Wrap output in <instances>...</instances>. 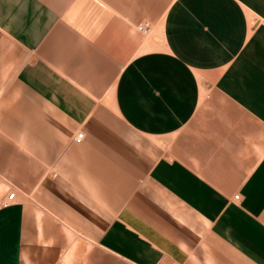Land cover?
Masks as SVG:
<instances>
[{
    "label": "crops",
    "instance_id": "1",
    "mask_svg": "<svg viewBox=\"0 0 264 264\" xmlns=\"http://www.w3.org/2000/svg\"><path fill=\"white\" fill-rule=\"evenodd\" d=\"M0 264H264V0H0Z\"/></svg>",
    "mask_w": 264,
    "mask_h": 264
},
{
    "label": "built area",
    "instance_id": "2",
    "mask_svg": "<svg viewBox=\"0 0 264 264\" xmlns=\"http://www.w3.org/2000/svg\"><path fill=\"white\" fill-rule=\"evenodd\" d=\"M150 30H151V24L148 22H145L139 26V31L143 35H148ZM83 138H84L83 134H78L76 137V142L77 143L82 142ZM14 198H15V193L10 194L7 198V201L4 202V206L8 207L10 205V203L14 201ZM238 198H239V196H236V199H238Z\"/></svg>",
    "mask_w": 264,
    "mask_h": 264
}]
</instances>
